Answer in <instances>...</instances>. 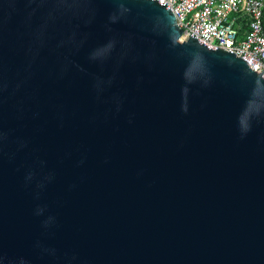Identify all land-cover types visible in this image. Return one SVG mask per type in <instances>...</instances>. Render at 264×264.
Segmentation results:
<instances>
[{"label":"water","instance_id":"1","mask_svg":"<svg viewBox=\"0 0 264 264\" xmlns=\"http://www.w3.org/2000/svg\"><path fill=\"white\" fill-rule=\"evenodd\" d=\"M0 264H264V78L156 0H0Z\"/></svg>","mask_w":264,"mask_h":264},{"label":"built area","instance_id":"2","mask_svg":"<svg viewBox=\"0 0 264 264\" xmlns=\"http://www.w3.org/2000/svg\"><path fill=\"white\" fill-rule=\"evenodd\" d=\"M189 37L242 58L264 78V0H156Z\"/></svg>","mask_w":264,"mask_h":264}]
</instances>
